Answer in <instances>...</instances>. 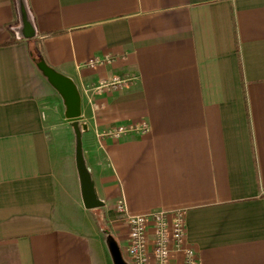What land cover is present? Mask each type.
<instances>
[{
	"label": "crops",
	"instance_id": "0c3cea01",
	"mask_svg": "<svg viewBox=\"0 0 264 264\" xmlns=\"http://www.w3.org/2000/svg\"><path fill=\"white\" fill-rule=\"evenodd\" d=\"M26 1L30 39L0 0V264H105L98 232L123 235L121 200L183 212L199 264H264V0ZM40 58L78 87L100 207L82 205Z\"/></svg>",
	"mask_w": 264,
	"mask_h": 264
},
{
	"label": "built area",
	"instance_id": "2783aa9c",
	"mask_svg": "<svg viewBox=\"0 0 264 264\" xmlns=\"http://www.w3.org/2000/svg\"><path fill=\"white\" fill-rule=\"evenodd\" d=\"M110 59L109 55L103 58L95 57L88 61V65L95 66ZM114 81H118L117 78H114ZM123 131L125 129L120 126L112 133L117 135ZM116 210L127 227L125 253L129 264H174L171 258L176 251L182 254L178 264H199L196 250L185 244L183 212L134 214L128 212L122 200L116 204Z\"/></svg>",
	"mask_w": 264,
	"mask_h": 264
},
{
	"label": "water",
	"instance_id": "95a60500",
	"mask_svg": "<svg viewBox=\"0 0 264 264\" xmlns=\"http://www.w3.org/2000/svg\"><path fill=\"white\" fill-rule=\"evenodd\" d=\"M18 25L14 31L18 38L30 39L37 36V31L28 8L26 0H15ZM35 65L41 75L60 95L64 106V116L71 125L74 132V159L76 172L79 181L80 196L82 205L85 209H93L100 207L104 201L99 198L94 181L91 176L90 169L87 166L83 154L82 134L87 131L88 126L84 121H81V96L78 87L74 80L50 66L43 58L35 62ZM110 250L114 264H126L116 244L110 241Z\"/></svg>",
	"mask_w": 264,
	"mask_h": 264
},
{
	"label": "rangeland",
	"instance_id": "374dc122",
	"mask_svg": "<svg viewBox=\"0 0 264 264\" xmlns=\"http://www.w3.org/2000/svg\"><path fill=\"white\" fill-rule=\"evenodd\" d=\"M121 218V216H120ZM123 223V228L124 230L122 231L123 235L120 236V237H114V233H113V230L111 229V227L105 223H101V227H103L104 229H99V243L101 245V250L103 252V256H104V260H105V264H109L110 262V255L112 256L111 254V248H110V241L112 240L116 246L118 247L120 253H121V257L123 259V261L126 263V264H129L128 263V259H127V255L125 253V244H126V239H127V227L126 225L124 224V222L122 221ZM111 235V236H110ZM113 235V237H112ZM110 254V255H109Z\"/></svg>",
	"mask_w": 264,
	"mask_h": 264
},
{
	"label": "trees",
	"instance_id": "16d2710c",
	"mask_svg": "<svg viewBox=\"0 0 264 264\" xmlns=\"http://www.w3.org/2000/svg\"><path fill=\"white\" fill-rule=\"evenodd\" d=\"M12 42H14V40H12Z\"/></svg>",
	"mask_w": 264,
	"mask_h": 264
}]
</instances>
